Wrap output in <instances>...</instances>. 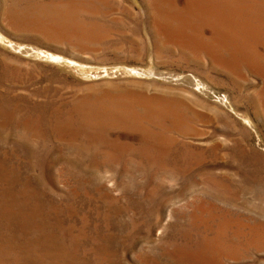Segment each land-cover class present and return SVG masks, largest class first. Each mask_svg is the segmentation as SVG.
Here are the masks:
<instances>
[{
    "label": "rangeland",
    "instance_id": "1",
    "mask_svg": "<svg viewBox=\"0 0 264 264\" xmlns=\"http://www.w3.org/2000/svg\"><path fill=\"white\" fill-rule=\"evenodd\" d=\"M0 264H264V0H0Z\"/></svg>",
    "mask_w": 264,
    "mask_h": 264
}]
</instances>
